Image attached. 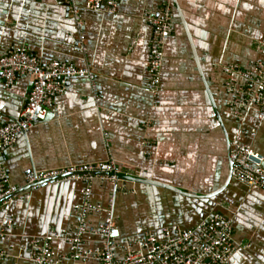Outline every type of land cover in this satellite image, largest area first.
Listing matches in <instances>:
<instances>
[{
    "label": "crops",
    "instance_id": "0c3cea01",
    "mask_svg": "<svg viewBox=\"0 0 264 264\" xmlns=\"http://www.w3.org/2000/svg\"><path fill=\"white\" fill-rule=\"evenodd\" d=\"M87 1L0 0V56L23 47L44 64L59 61L96 75L94 83L70 80L47 121L0 150V165L21 190L8 209L0 206V229L10 214L15 222L0 250L32 264L30 241L77 232L86 183L31 188L29 172L113 160L123 174L148 181L92 185L91 205L108 211L114 200L121 242L191 229L220 213L233 221L230 264H264V190L233 178L230 161L233 144L264 155V118L258 109L241 120L229 113L232 96L222 70L236 65L255 71L264 60V0H122L116 15L83 10ZM166 3L174 8V30L155 95L149 89L152 27L145 15L157 16ZM72 6L82 9L84 49ZM31 90L29 77L6 89L0 76V125L19 119ZM106 216L89 213L87 227H100ZM86 238V248L101 245L100 238ZM54 249L70 253L63 242Z\"/></svg>",
    "mask_w": 264,
    "mask_h": 264
},
{
    "label": "built area",
    "instance_id": "2783aa9c",
    "mask_svg": "<svg viewBox=\"0 0 264 264\" xmlns=\"http://www.w3.org/2000/svg\"><path fill=\"white\" fill-rule=\"evenodd\" d=\"M122 0H88L83 10L116 15ZM82 9L72 6L70 14L77 21L79 44L84 49L86 36L81 19ZM174 8L166 3L157 16L145 15L146 22L152 27L150 55L148 60L150 84L153 94L160 91L167 40L173 34ZM228 76L225 87L232 96L228 106L229 113L238 120L245 114L258 109L264 118V60L258 62L255 71L245 70L236 65L222 68ZM0 76L6 89L11 88L19 77H29L32 90L18 120L0 125V150L15 146L20 137L27 135L37 125L47 121L54 109L57 97L66 93L70 80L89 78L93 83L96 75L90 68H78L75 65L53 61L44 64L38 56L27 48L15 47L8 55L0 56ZM256 134V129L253 130ZM231 175L249 188L264 190V155L256 152L252 145L233 144L230 151ZM131 174H123L113 160L90 165H73L45 171L34 170L28 173L26 183L31 188L52 185L68 180L86 183V200L75 235H47L35 238L26 250L32 264H66L70 259L74 263L94 261L98 264H230L236 252L232 219L215 213L206 217L197 226L185 230L163 231L162 235L147 233L144 236L121 242L122 234L116 224L114 200L108 211L101 206L89 203L92 185L97 180L107 181L114 186H125L131 182ZM20 188L11 184L4 166L0 165V206L8 209L20 193ZM106 212L104 223L100 227H87L89 213ZM15 227L12 214L6 217L0 229V243L8 239V231ZM88 235L101 239V245L86 248ZM55 242L70 245L69 255L58 254ZM21 257H15L0 250V264H21Z\"/></svg>",
    "mask_w": 264,
    "mask_h": 264
},
{
    "label": "water",
    "instance_id": "95a60500",
    "mask_svg": "<svg viewBox=\"0 0 264 264\" xmlns=\"http://www.w3.org/2000/svg\"><path fill=\"white\" fill-rule=\"evenodd\" d=\"M128 180H130L131 182H148L147 180H143V179H139V178H136V177H129Z\"/></svg>",
    "mask_w": 264,
    "mask_h": 264
}]
</instances>
